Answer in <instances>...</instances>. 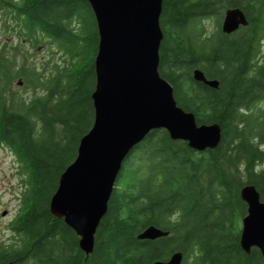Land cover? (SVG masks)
<instances>
[{"label":"trees","instance_id":"16d2710c","mask_svg":"<svg viewBox=\"0 0 264 264\" xmlns=\"http://www.w3.org/2000/svg\"><path fill=\"white\" fill-rule=\"evenodd\" d=\"M233 7L247 24L223 33ZM159 23L160 75L198 124H219L221 140L198 151L150 131L125 157L85 255L49 200L93 123L95 17L87 0H0V145L21 184L0 264H151L175 251L181 264H264L239 245L241 187L253 184L264 201V0H162ZM42 46L48 55L37 58ZM196 68L217 87L195 80ZM149 225L169 233L139 239Z\"/></svg>","mask_w":264,"mask_h":264},{"label":"water","instance_id":"95a60500","mask_svg":"<svg viewBox=\"0 0 264 264\" xmlns=\"http://www.w3.org/2000/svg\"><path fill=\"white\" fill-rule=\"evenodd\" d=\"M87 1L98 33L91 93L94 118L49 200L50 214L73 229L85 255L93 249L96 228L125 157L150 131L165 129L171 139L186 141L198 151L213 149L221 140L219 124H198L192 112L177 105L172 85L159 73L162 0ZM246 24L243 10L233 7L224 11L220 28L228 34ZM193 77L218 85L198 68ZM239 195L246 204L239 245L247 254L255 247L264 257V201L253 184H244ZM168 233L149 225L137 237L153 240ZM182 258L183 253L175 251L151 264H181Z\"/></svg>","mask_w":264,"mask_h":264},{"label":"rangeland","instance_id":"374dc122","mask_svg":"<svg viewBox=\"0 0 264 264\" xmlns=\"http://www.w3.org/2000/svg\"><path fill=\"white\" fill-rule=\"evenodd\" d=\"M204 23L210 25V28L214 25L212 20H205ZM5 34L6 32L1 28L0 35L4 36ZM3 36H0V42L5 37ZM42 47L43 49L36 54L37 58L48 55V47ZM14 88L25 96L32 95L31 90L20 88L17 83H14ZM17 164V160L9 148L5 147V145H0V239L6 242L13 236L8 223L19 210V198L17 195L20 193L21 184L19 175L16 172Z\"/></svg>","mask_w":264,"mask_h":264}]
</instances>
